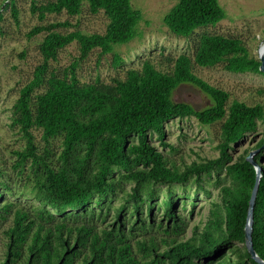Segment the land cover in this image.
Instances as JSON below:
<instances>
[{
    "label": "trees",
    "instance_id": "trees-1",
    "mask_svg": "<svg viewBox=\"0 0 264 264\" xmlns=\"http://www.w3.org/2000/svg\"><path fill=\"white\" fill-rule=\"evenodd\" d=\"M84 4L91 13L102 11L107 17L103 33L61 32L59 28L68 27V22H47L51 14L78 15ZM7 8L18 22L15 1L4 0L0 23ZM30 13L39 24L26 37L44 33L38 46L41 61L19 89L10 118L25 141L15 151L17 166L20 171L28 167L39 204L32 210L15 205L4 198L5 191H10L8 184L0 182V227L11 220L3 231L6 241L0 264H257L245 245L233 247L234 242L244 244L257 169L261 176L251 239L257 257L264 261V139L255 146L259 150L252 156L255 165L247 156L233 161L229 152L257 131L264 108L229 102L228 92L194 72L195 67L221 66L232 73L262 74L260 61L240 39L196 32L225 18L218 0H178L163 16L171 34L186 39L196 36L192 56H167L165 65L159 64L163 69L144 59L140 67L128 68L123 78L109 83L99 78L81 83L76 69L93 50L100 55L112 53L114 47L136 37L142 13L131 0H46L32 2ZM73 42L79 57L59 75L50 69V62ZM121 63V57L114 55L112 65ZM186 84L199 89L210 105L198 110L175 102L174 90ZM189 117L202 125L220 123L218 156L180 169L152 144V134L174 151L163 142V126ZM33 129L41 132V149ZM212 179L219 187L220 202H211L201 229L194 227L190 237L180 240L188 226L185 215L176 211L178 199L185 210L187 185H196L190 194L191 214L198 193L209 195L205 184ZM174 186L184 193L177 195ZM119 195L123 202L114 206ZM154 209L160 214L157 218Z\"/></svg>",
    "mask_w": 264,
    "mask_h": 264
},
{
    "label": "rangeland",
    "instance_id": "rangeland-1",
    "mask_svg": "<svg viewBox=\"0 0 264 264\" xmlns=\"http://www.w3.org/2000/svg\"><path fill=\"white\" fill-rule=\"evenodd\" d=\"M18 9V22L12 18L10 8L4 14V20L0 23V182L8 184L10 191H5L4 198L12 200L15 205L32 210L38 206L33 192V179L26 166L23 171L17 166L15 151L24 147V139L17 127L11 125L12 106L19 95V89L32 77V72L41 61L38 46L44 33H39L28 39L27 32L39 22L36 16L30 13L32 2H44L46 0H14ZM178 0H131L134 9L142 13V19L137 25L136 37L127 44L114 47L112 53L100 55L99 50H93L85 59L80 61L76 74L81 83L92 82L99 78L109 83L113 78H123L128 68H138L144 59L152 60L158 68L165 65L164 58L171 56L176 58L180 54L193 55L196 36L194 38L177 37L169 32L163 22V16ZM4 0H0V6ZM219 5L225 11V18L213 26H208L196 32H207L225 37L238 38L247 48L249 54L258 59L261 45H264V0H218ZM68 22V27H60L61 32L79 29L84 33H103L108 19L102 11L95 14L83 5L78 15H68L65 12L47 16V22ZM114 55L122 59L120 66H113ZM79 57L76 43H71L58 52L56 61L50 62V69L62 75L65 68L75 62ZM194 72L209 84L221 88L229 93V102L238 100L247 105L260 104L264 108V72L258 73H232L223 70L221 66L211 68L195 67ZM172 99L175 102H184L195 109H203L210 105L209 99L196 87L181 85L174 90ZM35 144L41 149L43 142L41 132L33 129ZM163 142L174 147V151H168L152 134V144L167 155L169 160L177 167L192 162H201L218 156L216 148L220 138V123L202 125L194 117L173 119L163 126ZM264 139V122L258 123L255 133L248 134L242 141L229 150L233 161L241 156L253 155L259 152L256 144ZM264 150V144H263ZM255 148V149H254ZM58 140L55 141V150L58 151ZM252 155V156H253ZM261 162L264 163V151ZM213 180V181H212ZM205 184L209 195L202 191L198 193L197 204L192 213L190 194L196 189L195 184L187 185L189 193L186 200V209L181 210V200L178 199L176 211L185 215L188 229L181 239L191 236L193 228L201 229L208 218L211 202H220L218 197L219 187L214 184V179ZM126 189L130 185L125 186ZM165 189L164 187H162ZM176 194L184 193L180 187L174 186ZM2 189H0V192ZM4 191V190H3ZM123 202L122 195L117 197L113 204L118 206ZM155 218L160 214L153 211ZM10 218L0 227V252L4 249L6 236L4 229L10 225ZM101 226V224H98ZM245 244L234 242L233 247L241 249ZM232 259L236 255L231 253ZM251 264V263H247Z\"/></svg>",
    "mask_w": 264,
    "mask_h": 264
},
{
    "label": "water",
    "instance_id": "water-1",
    "mask_svg": "<svg viewBox=\"0 0 264 264\" xmlns=\"http://www.w3.org/2000/svg\"><path fill=\"white\" fill-rule=\"evenodd\" d=\"M258 60L260 61V66H259V71L264 72V45L261 51L258 53ZM264 122V118H263ZM252 153H249L247 156V160L251 162V164L255 165L254 161L252 160ZM260 171L257 169L256 173V178L254 182V186L251 190L250 198L248 201V209H247V216H246V223L244 227V244L245 247L250 254L251 258L257 263V264H264V261L259 259L253 249L252 246V239H251V231H252V217H253V208H254V203H255V198L258 190V185H259V179H260Z\"/></svg>",
    "mask_w": 264,
    "mask_h": 264
},
{
    "label": "bare ground",
    "instance_id": "bare-ground-1",
    "mask_svg": "<svg viewBox=\"0 0 264 264\" xmlns=\"http://www.w3.org/2000/svg\"><path fill=\"white\" fill-rule=\"evenodd\" d=\"M262 48H263V46L261 45V50H262ZM261 50H260V51H261Z\"/></svg>",
    "mask_w": 264,
    "mask_h": 264
}]
</instances>
